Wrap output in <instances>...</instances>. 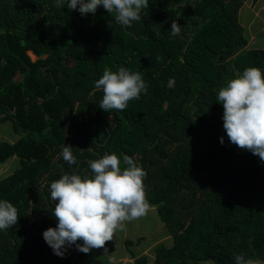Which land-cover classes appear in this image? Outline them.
I'll return each mask as SVG.
<instances>
[{"label": "trees", "instance_id": "16d2710c", "mask_svg": "<svg viewBox=\"0 0 264 264\" xmlns=\"http://www.w3.org/2000/svg\"><path fill=\"white\" fill-rule=\"evenodd\" d=\"M245 1L148 0L125 27L102 6L82 16L67 0L63 8L0 0V127L13 132L12 141L0 137V164L16 159L0 173V201L18 213L0 230V264H109L97 249L57 256L42 235L57 225L50 184L64 174L91 177L89 161L105 154L122 169L127 155L145 170L144 217L155 213L170 236L153 245L151 260L131 250L130 261L115 264H235L237 254L264 264V161L229 142L217 102L245 69L264 74V48L239 22ZM120 67L139 71L147 92L106 112L95 81ZM64 144L76 164L63 160Z\"/></svg>", "mask_w": 264, "mask_h": 264}, {"label": "clouds", "instance_id": "9594fccd", "mask_svg": "<svg viewBox=\"0 0 264 264\" xmlns=\"http://www.w3.org/2000/svg\"><path fill=\"white\" fill-rule=\"evenodd\" d=\"M65 0H56V7L63 8ZM102 6L108 13H116L118 24L131 27L141 19V10L149 7L148 0H67L69 10H78L83 16L95 14ZM181 27L176 20L171 23V34L179 35ZM161 57H157V62ZM102 89L103 97L99 108L124 111L130 100L140 98L147 92L142 74L130 72L124 67L113 72L109 69L95 81ZM223 106V129L231 144L250 151L264 161V74L257 67L245 69L242 75L231 79L217 95ZM223 137L220 143L223 144ZM73 147L65 145L61 155L69 165L76 164ZM116 154H105L102 158L89 161L92 175L64 174L50 184L51 199L55 201L52 215L57 220L55 228L43 231V239L53 253L63 257L75 246L82 253L103 249L109 264L115 257L108 254L106 242L112 241L117 231H123L125 222L147 215L151 205L146 198L144 178L147 173L134 160ZM17 209L7 200L0 201V230L17 224ZM78 241L82 243H78ZM235 264H262L261 261L246 259L244 254L234 257Z\"/></svg>", "mask_w": 264, "mask_h": 264}, {"label": "rangeland", "instance_id": "374dc122", "mask_svg": "<svg viewBox=\"0 0 264 264\" xmlns=\"http://www.w3.org/2000/svg\"><path fill=\"white\" fill-rule=\"evenodd\" d=\"M239 22L243 26L247 38L253 41V45L264 48V0H246L239 11ZM256 40L260 42L257 45H255ZM28 54L32 60L35 59L30 51ZM0 132V137L12 141L13 132L9 123L0 127ZM15 166L16 159L12 156L0 164V173L12 170ZM155 219L157 216L155 213H151L148 217L136 219L138 222L133 223L132 228L124 227L123 231L115 233L113 240L107 242V246L112 244L110 254L115 257V261H130L132 259L129 253L131 250L135 257L146 255L149 261L154 256V244L169 242L168 232H165L164 226L160 222H156ZM130 222H125V226H128ZM97 250L104 254L103 249Z\"/></svg>", "mask_w": 264, "mask_h": 264}]
</instances>
